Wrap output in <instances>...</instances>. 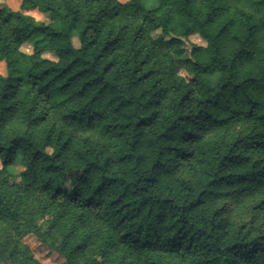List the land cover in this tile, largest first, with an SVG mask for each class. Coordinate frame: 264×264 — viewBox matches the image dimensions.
<instances>
[{"label": "trees", "instance_id": "1", "mask_svg": "<svg viewBox=\"0 0 264 264\" xmlns=\"http://www.w3.org/2000/svg\"><path fill=\"white\" fill-rule=\"evenodd\" d=\"M0 62V264H264V0H21Z\"/></svg>", "mask_w": 264, "mask_h": 264}, {"label": "rangeland", "instance_id": "2", "mask_svg": "<svg viewBox=\"0 0 264 264\" xmlns=\"http://www.w3.org/2000/svg\"><path fill=\"white\" fill-rule=\"evenodd\" d=\"M128 0H118L120 3H125ZM21 0H0V8H8L12 11H18ZM30 16L34 17L36 20L41 22H47L48 18L46 15H43L39 11H31L28 13ZM158 35L154 33V37ZM74 46H78L76 39H73ZM188 44L193 45H205V42L200 39L198 36H192L188 39ZM32 45L26 44L21 47V51L23 52H31ZM47 57L52 58L51 55H47ZM0 74L6 75V66L4 62H0ZM180 75L182 77H186L184 71H180ZM10 173L15 177V180H18V174L20 173L19 169L11 168L9 169ZM222 204V203H221ZM229 209H231V219L238 224L243 222H247L250 219L249 214L244 211V209L240 207H235L233 204L228 205ZM23 246L29 248L30 253L32 254L35 261L39 264H65V259L56 253L54 250L49 248V246L41 243L33 234H27L23 236L21 242Z\"/></svg>", "mask_w": 264, "mask_h": 264}]
</instances>
